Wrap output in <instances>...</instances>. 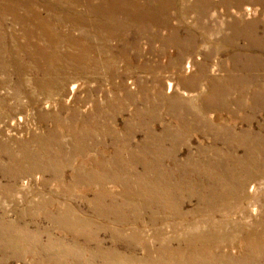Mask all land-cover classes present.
I'll return each instance as SVG.
<instances>
[{
	"label": "rangeland",
	"instance_id": "obj_1",
	"mask_svg": "<svg viewBox=\"0 0 264 264\" xmlns=\"http://www.w3.org/2000/svg\"><path fill=\"white\" fill-rule=\"evenodd\" d=\"M91 4L100 5L0 0V264H264V175L244 190H207L190 182L193 164H206L201 175L209 179L215 154L226 152L213 130L233 126L264 135V109L220 110L207 80L187 85L196 68L173 70L171 58L156 54L158 41L141 36L139 54L108 31L97 32ZM195 4L176 0L170 23L181 36L193 31L200 38L194 62L206 56L209 77L223 78L219 65L226 57L213 49L225 11L214 7L211 19L201 18ZM33 12L48 21L54 47L36 28ZM243 14L245 21L254 19ZM179 15L186 25H179ZM150 33L168 37L170 29ZM73 37L79 44L69 42ZM40 46L50 56L36 52ZM85 47L79 69L68 56ZM54 50L60 60L51 56ZM56 116L63 131L53 139ZM24 146L29 157L21 154ZM43 147L47 155L40 153ZM155 175L174 187H181L180 180L192 185L172 191L173 200L172 192H155L161 199L152 205L149 193L158 186L145 183ZM241 180L232 174L229 183ZM206 191L214 198L208 207ZM60 211L69 213L62 218L71 231L56 224Z\"/></svg>",
	"mask_w": 264,
	"mask_h": 264
},
{
	"label": "bare ground",
	"instance_id": "obj_2",
	"mask_svg": "<svg viewBox=\"0 0 264 264\" xmlns=\"http://www.w3.org/2000/svg\"><path fill=\"white\" fill-rule=\"evenodd\" d=\"M91 1L88 0L89 3ZM194 2L201 18L211 19L212 15L209 12L214 7H222L225 11L224 16L227 20L222 22L219 31L216 33V44H218V47L213 49L217 57H226L225 63L219 65L220 71L224 74L223 78L209 77L207 67L203 63V61L207 60L206 56L203 61L194 62L192 56L194 54V43L199 41L200 38L195 33H192L193 31H186L191 34L187 33V36H181L178 30L179 27H172L169 9L176 7V0H146L145 4H142L139 0H99L100 5L93 6L91 4L89 15L94 18L91 22H94L93 26L97 32L101 31V29L108 31L114 37L119 38L126 46H131V49L136 50L139 54L140 49L136 48L139 38L141 36H149V41H158L161 46L155 51L156 54L171 58V68L173 70L179 69L181 64L184 65L186 71H192L193 68H196V74L194 73L191 79L184 81L191 88H196L198 80L206 79L207 92L217 97L222 104L220 110L227 111L231 105H235L238 109L249 107L255 111H262L264 109V17L261 20L260 9H264V0H194ZM243 11H245V15L248 18L253 16L254 19L245 21ZM32 15L36 28L41 31L43 36L47 37L48 44L54 47L56 36L49 32L48 21L42 19L36 12H33ZM80 17L82 18V16ZM72 22L75 24L77 18H73ZM178 22L180 26L186 25L182 15H179ZM162 27L170 29L168 37L159 38L156 34L150 33V28L160 29ZM69 42H73L76 45L79 41L78 38L73 37ZM167 45L170 46L168 47ZM40 50L50 56L42 46L36 48V52L39 51L42 54ZM151 51L154 52V49H151ZM87 52L88 49L85 47L81 49L77 56L69 55L68 57L76 65L78 64L77 68L80 69L81 67L79 66L83 64V59ZM123 52V49L119 50L120 54ZM52 53L51 56L55 60H60V56L55 50ZM60 70L63 71L61 67ZM172 87L175 89L176 84L174 86L171 84L170 89ZM73 88H75V85ZM233 93L238 94L237 100L232 101L231 96ZM48 106L50 105L46 107L48 108ZM189 112L191 114V110ZM229 114L230 117H236L233 112ZM194 117L195 121L199 120L196 114ZM55 122V128L50 131L53 139L59 137L63 131V125L57 116L55 117ZM248 123L250 122L248 121ZM248 126L251 127L250 124ZM213 131H216L214 140L216 142L224 141L223 143L226 144V152L215 154L216 161L209 164L212 174L209 179L205 177L206 179L204 180V176L201 175L202 168L206 164L195 163V165L191 166L195 177L190 182L196 188L207 189L213 188V185L215 187L219 185L228 187L227 185H230L233 189L244 190L250 180L264 175V135L256 134L250 128L239 132L233 126L223 127L220 132L219 129ZM50 144L53 145L52 142ZM238 150H243V156H238ZM40 153L47 155V148H44ZM7 154L12 161L15 160V154L10 149H7ZM21 154L24 157H29L28 147L24 146ZM101 167L105 168L104 165H101ZM238 173L242 176V180L235 184L233 182L229 183L231 182L232 174L239 175ZM149 179L151 180L147 181L146 185L158 186L157 191L149 193L150 197L148 200L152 205L160 203L158 199L161 198L158 197V191H173L175 193L176 190L184 188L183 184L186 187L192 185L189 181L180 180L179 184L181 187H174L169 184V181L166 182L162 175H155ZM3 191L4 188L0 185V192ZM173 192L168 195L171 200H173L175 195ZM205 193H207V201L204 205L207 207L213 205L214 198L212 193L210 191ZM124 194L123 198L128 200L130 194ZM103 198L105 197L103 196ZM201 198L202 196L196 194L197 200L201 201ZM68 215L67 212L60 211L61 218L62 216L69 217ZM55 222L64 229L69 227V231L73 228L64 218L58 219L55 217ZM170 262L175 264L176 260L173 259Z\"/></svg>",
	"mask_w": 264,
	"mask_h": 264
}]
</instances>
